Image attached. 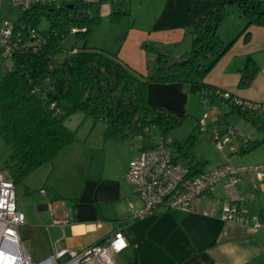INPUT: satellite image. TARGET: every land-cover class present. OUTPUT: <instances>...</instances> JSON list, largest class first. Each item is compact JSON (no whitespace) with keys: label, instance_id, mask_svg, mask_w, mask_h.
<instances>
[{"label":"trees","instance_id":"16d2710c","mask_svg":"<svg viewBox=\"0 0 264 264\" xmlns=\"http://www.w3.org/2000/svg\"><path fill=\"white\" fill-rule=\"evenodd\" d=\"M57 2L34 6L19 16L15 25L21 29L20 47L0 72V141L11 149L3 169L14 184L23 183L32 172L51 163L76 142V132L64 125V120L76 113L92 119L94 124L104 123V140H128L138 131L154 127L159 138L172 140L175 160L188 167L190 176L205 172L207 162L184 163L190 156V147L173 139L185 117L151 107L148 86L177 81L186 87L189 99L197 98L203 109L220 101L229 105L232 112L247 116L248 111L220 97L223 91L204 82V76L235 39L224 43L217 34L226 16L225 5L235 4L242 9L248 21L240 35L248 41L251 25L264 26V0H221L193 22L188 52L177 56L155 49L157 60L152 62V73L145 75L123 63L117 52L86 44L91 27L101 22V6L110 2L109 18L117 25L129 16V0ZM42 18L49 23L45 35L36 31ZM69 35L81 37L83 44L72 46L67 50L68 56L59 62L58 56L66 51L63 42ZM204 60L207 64L200 65ZM258 72L255 60L248 56L238 86H250ZM255 123L264 130L263 120ZM263 143L264 137L248 141L237 154H247ZM126 252L125 264H135V251L128 247Z\"/></svg>","mask_w":264,"mask_h":264},{"label":"crops","instance_id":"0c3cea01","mask_svg":"<svg viewBox=\"0 0 264 264\" xmlns=\"http://www.w3.org/2000/svg\"><path fill=\"white\" fill-rule=\"evenodd\" d=\"M220 1L129 0L126 9L130 17L136 18L134 11L140 17L139 10L148 4L149 7L145 11L149 13H142L141 18L149 19L147 22L151 21L150 25L156 30V21L161 20L167 24V22L177 23L178 20L186 19L187 23H191ZM111 8L110 2L103 4L101 17L109 16ZM262 27L254 25L249 27L248 31L252 34L250 40L259 37L261 48L248 47L243 50L242 47L240 54L235 56L239 61L235 70L229 72H235V82L221 83L220 86L205 79L204 82L240 101L264 103V36L261 33L264 28ZM88 47L104 49L98 46ZM248 56H252L255 60L259 72L250 86L240 88L238 84L241 70ZM118 57L132 68L120 56ZM228 69L229 66L225 68L224 74ZM148 104L151 107L164 108L178 118H184L188 116L190 99L182 83L177 81L152 83L148 86ZM80 114L82 118L83 114ZM75 115L78 113L69 117ZM86 119L89 118L83 120V126L89 124ZM254 119L264 121V115ZM92 123L93 126L96 125L93 120ZM98 123L103 125H100L95 133L87 134L85 138L83 135L80 139L76 137V142L60 152L51 163L32 172L20 187V206L24 208L26 205V209L25 212L19 211L24 215V224L19 228V236L24 244L28 242L41 244L40 253L35 254L36 258H40L38 262L48 258L54 249L82 251L101 243L116 232H121L129 247L135 251V264H264V175L262 180L258 181L255 173L249 170L250 167L264 164V157L259 161L251 159L249 162L244 157L264 154V143L247 154L241 156L237 154L246 142L262 139L263 129L258 128L257 134L242 135L240 142L229 149L230 153H236V156L242 159L223 157L220 164H215L217 167L229 163L243 169L239 175L237 191L248 209L249 226L245 227L224 222L217 216L179 210L157 209L151 215L134 219L132 209H139L143 204L133 187L126 181L128 164L139 157L142 149L155 146L158 139L150 146H133L125 164L119 170H114L110 164L106 165L105 162L99 164L95 154L101 150L103 155H106L107 146L111 142L120 141L104 140L105 125L102 122ZM218 123L221 125L222 121ZM64 125L71 130V127L66 125V119ZM74 132L77 135L78 132L76 130ZM236 140L234 138L233 142ZM205 161L209 162L207 159ZM41 190L45 193L41 194ZM36 196L40 199L31 205L30 200L35 199ZM225 198L226 192L223 184L220 183L205 198L198 200L197 205L200 209L211 210ZM51 204L57 216L67 215L68 224L61 231L49 227L52 216L48 205ZM254 222L261 224L262 228L254 230L252 228ZM28 254L31 259L29 251ZM126 254L125 250L116 255V263L125 264ZM85 264H98V262L91 260Z\"/></svg>","mask_w":264,"mask_h":264},{"label":"built area","instance_id":"2783aa9c","mask_svg":"<svg viewBox=\"0 0 264 264\" xmlns=\"http://www.w3.org/2000/svg\"><path fill=\"white\" fill-rule=\"evenodd\" d=\"M58 0H0V72L6 69L5 62L18 51L21 42V29L15 22L34 6H44ZM73 33L76 30H72ZM220 97L230 100L248 111L254 117L264 115V103L244 102L232 98L223 92ZM202 130L206 127V115L199 120ZM235 131L230 127L225 134L213 133L216 147L221 150ZM1 142V141H0ZM172 140L159 138L155 146L144 148L138 158L129 162L125 175L126 181L133 187L143 206L132 209L134 219L153 214L157 209L179 210L186 213L217 216L227 223L249 226L248 209L239 197L237 186L239 169L229 163L219 165L209 171L190 176L189 169L173 154ZM256 179L261 181L264 164L249 168ZM222 183L226 198L211 210L200 209L197 201L205 198L212 189ZM41 194L45 191L41 190ZM15 184L7 170L0 168V264H85L95 260L98 264H117L115 256L124 252L129 244L121 232L105 239L99 244L82 251L71 249L53 250L48 258L34 263L27 248L19 236V228L24 224V215L16 207ZM52 216L49 227L60 231L68 224L67 215H56L54 206L48 205ZM254 230L262 225L254 222Z\"/></svg>","mask_w":264,"mask_h":264},{"label":"rangeland","instance_id":"374dc122","mask_svg":"<svg viewBox=\"0 0 264 264\" xmlns=\"http://www.w3.org/2000/svg\"><path fill=\"white\" fill-rule=\"evenodd\" d=\"M61 2L62 0H58L57 4H60ZM148 7L147 4L139 10L140 17H138L133 10L136 18L130 16L125 17L117 25L111 23L109 16H103L98 25L91 27V30L87 35V46H98V48H104L110 52H117L121 59L128 63L138 74L142 75L152 73V62L157 60L155 49L162 52L168 51L170 55L177 56H180V53L183 54L184 52H188L192 38L191 29L195 20L191 23H187L188 21L186 22V19H183L181 21L178 20L177 23L167 22V24H164L165 22L160 20L159 22L156 21V30H153L152 25H150L151 21L147 22L149 19L147 20L146 17L143 19L141 18L143 14L149 13L145 11ZM225 12L226 16L221 22L217 34L224 43H228L234 38L235 39L224 55L220 57L204 76V79L207 82H212L217 86H220L221 83L229 84L235 82V72H229L235 70L237 62L239 61L235 56L240 54L242 47L243 50L248 47L256 49L261 48L260 45L262 44L259 37L250 40L252 34H250L248 41H244L243 35H240V32L246 25L248 19L244 16L243 11L239 6L235 4H226ZM253 25H251V27H253ZM262 28H264V26ZM36 31L41 35H45L49 32V23L47 19L42 18L40 20ZM261 31L264 36V30L262 29ZM128 32H130V34L127 35ZM82 44L83 39L81 37L69 35L63 42V47L66 51L58 56V61L61 62L68 56L67 50L72 46L81 47ZM201 64L203 66V64H207V61H201L200 65ZM228 66L229 69L227 70V73L224 74V70ZM79 114L80 113L66 118V125L71 127V130H76L78 132L76 137L79 139L81 135L85 138L87 134L95 133L96 129H98L100 125H103L98 123L93 126L92 120L86 119L89 124L83 126L82 124L85 117L82 115V118H80L81 116H79ZM203 115H206L207 118L204 130L196 125L197 120L202 118ZM220 120L222 121L221 125L218 123ZM230 127L235 133L230 136L228 142L223 145L221 150H219L213 140V133L217 131L225 134ZM80 131L81 133H79ZM257 131L258 128L256 127L255 119L250 113L245 117L240 116L236 112H232L230 106L225 105V103L220 101L213 103L207 109H203L197 98H190L188 116L185 117V121L181 128L173 134V139H175L180 145L186 142L190 147V156L187 161H184L185 164L190 161H202V163H204L207 159L209 162L207 163L206 169L209 171L216 167L215 164H220V160L223 157L239 160L242 159L241 157L236 156V153H230L229 149H231V147L237 142H240L242 135L257 134ZM158 137L157 130L154 127H149L144 132L138 131L131 139L120 142H111V144L107 146L106 155H103V151L101 150L95 155H97L99 159V164L105 162L106 165L110 164L114 170H119L128 159L129 151L133 146H150L157 141ZM234 138L237 139L235 142H233ZM10 151V147L1 141L0 168L4 167L5 159ZM244 157H246L247 162L251 159L259 161L263 159L264 154ZM21 185L22 183L15 185V202L17 204V210L25 212L26 205L24 208L20 206L19 195ZM36 195L39 196L38 193H36ZM39 199L40 198L36 196L35 199L30 200L31 205L35 204ZM25 246L30 253L32 261L34 263L38 262L40 258H36L35 254L40 253L42 248L41 244H32L28 242Z\"/></svg>","mask_w":264,"mask_h":264}]
</instances>
